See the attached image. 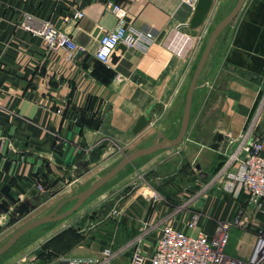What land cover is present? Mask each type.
Here are the masks:
<instances>
[{
  "label": "crops",
  "instance_id": "obj_1",
  "mask_svg": "<svg viewBox=\"0 0 264 264\" xmlns=\"http://www.w3.org/2000/svg\"><path fill=\"white\" fill-rule=\"evenodd\" d=\"M238 1L214 0L207 25L191 30L186 24L196 0H0V202L14 206L37 190L43 197L41 206L50 200L54 187L67 190L102 169L108 158L149 146L161 133L176 138L204 42ZM110 3L127 9V26L153 30L156 40L147 52L117 49L118 61L111 60L108 66L95 52L101 35L117 24ZM78 11L84 16L74 19ZM25 14L50 19L85 50L71 60L67 52L50 49L42 38L22 28ZM263 86L264 0H246L217 38L199 77L185 140L157 151L173 154L150 174L154 186H161L171 199L152 200L154 186L144 185L118 206L114 203L116 209L105 208L104 218L101 210L106 204L92 212L98 222L88 231L82 228L85 222L56 231L29 255L28 262L19 264H39L38 251L49 255L44 264L99 257L145 225L165 220L176 229L213 236L218 221L230 220L240 208L250 207L249 195L217 186L191 203L193 210L180 212L177 206L185 192L178 185L169 187L167 179L177 181L184 160L186 165L196 164L204 176L214 175L225 147L254 115ZM158 104L161 110L151 109ZM150 109L152 123L136 133L138 119ZM217 133L228 138L219 149L211 146ZM256 135L264 139V113ZM205 180L193 185L203 186ZM190 191L186 194L196 192ZM197 212L198 226L189 228ZM1 218L0 224L8 220L7 215ZM251 221L233 230L228 247L229 254L241 260H249L255 250L264 213L254 209ZM160 236V229L148 234L144 255H153ZM130 256L120 255L113 264H129Z\"/></svg>",
  "mask_w": 264,
  "mask_h": 264
},
{
  "label": "built area",
  "instance_id": "obj_2",
  "mask_svg": "<svg viewBox=\"0 0 264 264\" xmlns=\"http://www.w3.org/2000/svg\"><path fill=\"white\" fill-rule=\"evenodd\" d=\"M108 7L116 16L117 24L103 33L95 52L96 58L110 66L111 57L121 44L142 52L150 50L156 40L155 32L127 26L128 11L120 4L110 3ZM83 16L82 11L73 14L74 19ZM22 28L42 38L50 49L67 52L71 60H75L85 50L72 35L50 19L25 14ZM261 90L254 115L244 131L227 144L224 162L205 188L222 186L229 193L245 192L249 195V206L264 213V139L256 135L264 113V86ZM250 213L247 208H240L232 219L218 221L213 236L203 231L191 234L176 229L167 220L152 227L145 225L124 244L104 249L99 257L63 260L61 264H113L115 258L126 253L131 254L129 264H264V225L258 227L257 245L249 260L230 257L226 253L232 227L248 226L253 218ZM200 216L198 212L193 214L189 228H197ZM157 229H160L161 236L153 255L147 257L142 246L148 234ZM26 259L23 258L22 261Z\"/></svg>",
  "mask_w": 264,
  "mask_h": 264
},
{
  "label": "rangeland",
  "instance_id": "obj_3",
  "mask_svg": "<svg viewBox=\"0 0 264 264\" xmlns=\"http://www.w3.org/2000/svg\"><path fill=\"white\" fill-rule=\"evenodd\" d=\"M207 39L208 37L206 38L204 45L206 44ZM129 152L131 151H128L127 153ZM124 156L108 158L104 162L105 166L102 169H100L98 172H94L87 175L88 177L86 176L83 180L78 181L75 185L70 186L65 191H64L65 188L63 187H57V186H56L57 188L54 187L52 190H50L49 193L50 200H48L46 203L42 204L41 206L37 207L30 213L24 215L20 221L9 227L10 229L7 228L0 233V246H2L12 236V234L15 231H17L21 226L39 217L50 214L53 210H55V208L60 206L62 203L65 202V204L61 207L60 212L69 209L74 202L73 201L66 202L65 201L66 199L86 189L100 176H102L104 173L109 171L113 166H115L119 162V160H121ZM171 157H173L172 153L157 152L154 155L141 157L136 161H134L133 163L129 164L114 179H112L107 185H105L94 196H92L84 204V206L80 208L76 213H74L73 215H71L70 217L64 220L43 224L29 231L7 253H5L3 256L0 257V264H19V263L28 262L30 258L29 255H31V253L33 252L35 253V250L37 249L38 246H40L42 243L48 242L49 238L53 236V234H55L56 231L64 230L70 227L71 225L79 226L81 222H85L83 223L82 228L88 231L89 227H92L94 224L98 222V220L91 215L92 212L94 213V211L99 209L101 205L106 204L104 209L101 210V217L104 218L106 211L105 208L107 209L109 205H111L112 208L116 209L117 208L116 205L118 206L124 200L128 199L129 196H132L135 189L139 190L144 185L154 186L155 180H153L152 179L153 176L150 175L152 174L153 170H155L154 167L162 164L164 161L168 159H171ZM185 162L186 160H184L183 164L181 165L182 168L181 172H179L176 175L178 177L177 181L174 183V179L168 178L166 183L169 187L178 185L177 188L180 187L182 193L185 192L184 194H181V196L182 195L183 196L179 198V202H178L179 206H177V209L180 210V212L193 210L194 207H191V203H194L195 200L202 198L205 192H209L210 189L209 188L206 189L204 188V186H206L210 182L213 176L211 175V173L205 174L204 176L203 173H200V171L197 170L196 164L193 166L192 165L189 166L188 164L186 165ZM157 168L156 170H158ZM163 170L166 173L170 172L168 168L163 167ZM204 179H206L204 182L206 185L204 183L203 186L193 185L198 182L201 183ZM188 188L193 189L196 192L187 195L189 194V192H191L190 189ZM152 191L153 193L151 194V196L153 197L150 196L152 200L155 199L158 201H164L165 199L167 200L171 199L168 196H166L165 193L162 192L161 186L159 185L154 186V188H152ZM195 210L197 209L195 208ZM248 211L254 215V209L252 206L251 208H248ZM253 215H251V217ZM262 225H264V222H262L261 226ZM237 228L240 227L236 225L232 227L230 232V242L226 247V253L230 257H234V256L229 254L228 247L230 246L231 243L233 230ZM23 258H27L26 261H22Z\"/></svg>",
  "mask_w": 264,
  "mask_h": 264
},
{
  "label": "water",
  "instance_id": "obj_4",
  "mask_svg": "<svg viewBox=\"0 0 264 264\" xmlns=\"http://www.w3.org/2000/svg\"><path fill=\"white\" fill-rule=\"evenodd\" d=\"M245 2L246 0H239L233 10L228 15H226L221 21H219L210 33L208 41L201 53L198 64L194 70L187 91L186 103L178 136L172 139L166 134H158V136L155 138L151 145L135 149L125 155L121 160H119V162L115 166H113L109 171L100 176L86 189L66 199V202H74L69 209L60 212L61 207L65 204L64 202L60 206L55 208V210H53L50 214L39 217L21 226L2 246H0V257L7 253L29 231L43 224L64 220L76 213L92 196H94L100 189H102L112 179H114L126 166L133 163L137 159L151 155L160 150L173 148L183 143L186 138L190 124L192 103L199 77L210 56V53L217 38L222 33V31L237 17ZM213 5L214 0H196L193 15L188 24H186V26L191 30H196L198 28L203 27L206 24L208 17L210 16ZM102 36L103 34L101 35V38ZM118 49H120L122 52H125L127 50V47L121 44L119 45ZM118 59L119 58L115 53L111 57V60L114 63H116ZM154 108L161 110L160 104L152 106L151 109ZM151 109L147 110L138 119L134 128V131L136 133L141 132L152 123L153 116L151 114ZM227 140V137H225L221 133H217L213 138L214 142L213 144H211V146L215 149H219L221 143ZM89 163V161H86V164ZM31 195V198H25L14 206L7 200H2L0 202V218L3 217V215L8 216V220L4 224H0V233L3 232L5 229L11 227L12 225L16 224L18 221L21 220L24 215L30 213L42 203L43 197L37 190H33Z\"/></svg>",
  "mask_w": 264,
  "mask_h": 264
},
{
  "label": "trees",
  "instance_id": "obj_5",
  "mask_svg": "<svg viewBox=\"0 0 264 264\" xmlns=\"http://www.w3.org/2000/svg\"><path fill=\"white\" fill-rule=\"evenodd\" d=\"M223 162H224V159H223V161H222L219 169L221 168ZM44 247H47V246L45 245ZM37 256H38V262H39V264H44V263H46L48 261L49 255H47L44 251H38L37 252Z\"/></svg>",
  "mask_w": 264,
  "mask_h": 264
},
{
  "label": "bare ground",
  "instance_id": "obj_6",
  "mask_svg": "<svg viewBox=\"0 0 264 264\" xmlns=\"http://www.w3.org/2000/svg\"><path fill=\"white\" fill-rule=\"evenodd\" d=\"M209 20V19H208ZM207 22V21H206ZM207 25V24H206ZM206 27V26H205ZM204 30V29H203Z\"/></svg>",
  "mask_w": 264,
  "mask_h": 264
}]
</instances>
